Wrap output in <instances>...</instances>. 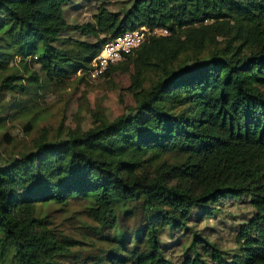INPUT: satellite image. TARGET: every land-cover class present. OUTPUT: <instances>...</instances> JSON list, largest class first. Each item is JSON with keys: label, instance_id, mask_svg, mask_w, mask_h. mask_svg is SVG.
<instances>
[{"label": "trees", "instance_id": "1", "mask_svg": "<svg viewBox=\"0 0 264 264\" xmlns=\"http://www.w3.org/2000/svg\"><path fill=\"white\" fill-rule=\"evenodd\" d=\"M86 1L0 0V264H264V0ZM141 27L133 107L9 149Z\"/></svg>", "mask_w": 264, "mask_h": 264}, {"label": "rangeland", "instance_id": "2", "mask_svg": "<svg viewBox=\"0 0 264 264\" xmlns=\"http://www.w3.org/2000/svg\"><path fill=\"white\" fill-rule=\"evenodd\" d=\"M74 1L94 4L86 0ZM67 9L71 11V17L78 15L77 19L80 20L87 19L90 14L88 9ZM134 72V67L128 60H119L113 64L108 76H101L97 79H89L87 77L81 81L75 79L56 93H49L45 98V104L42 105L39 114L40 120L30 135L25 136L22 133L21 120L8 124L11 133L15 135L13 147H9V149L14 152L18 149H23L33 137L41 133L42 128L49 129V134H53L59 124H62V131L66 132L76 126H80L83 129L94 127L100 119H114L135 104L134 95L130 90V85L135 79ZM0 154L5 156V152L1 148ZM71 208L76 209L77 207L73 205ZM224 209L238 217L235 221H228L227 224L229 226L233 225V223H240L243 221L241 216H248L252 213V207L246 203L235 202L234 205L227 204ZM212 224L213 221L210 222V225ZM229 226L217 227V229L224 227L222 234L227 246L232 245L230 233H234L235 228V225L232 229Z\"/></svg>", "mask_w": 264, "mask_h": 264}, {"label": "built area", "instance_id": "3", "mask_svg": "<svg viewBox=\"0 0 264 264\" xmlns=\"http://www.w3.org/2000/svg\"><path fill=\"white\" fill-rule=\"evenodd\" d=\"M149 34L166 35L168 31L165 28L150 30L141 27L133 31H127L106 41L91 62L88 78L97 79L103 76L108 67L115 64L121 60L125 54L130 53L134 48L138 47Z\"/></svg>", "mask_w": 264, "mask_h": 264}]
</instances>
